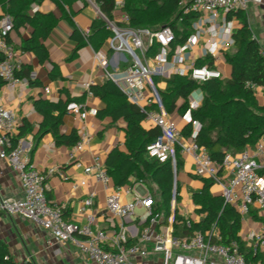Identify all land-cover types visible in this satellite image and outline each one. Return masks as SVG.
I'll return each instance as SVG.
<instances>
[{
	"label": "built area",
	"instance_id": "obj_1",
	"mask_svg": "<svg viewBox=\"0 0 264 264\" xmlns=\"http://www.w3.org/2000/svg\"><path fill=\"white\" fill-rule=\"evenodd\" d=\"M87 1L112 31L108 39L112 58L106 50H97V66L105 70L106 79L112 80L131 102L146 113L147 121L160 128V135L147 146L146 157L160 162L171 159L173 170L177 171L179 145L181 154L192 157L195 175L218 183L224 201L236 207L243 217L250 213L253 205H257L263 217L261 226L248 233L245 244L238 239L222 244L212 241L213 237L218 240L222 238L216 227L207 233L198 230L189 236H176V217L175 213H171L169 224L159 231L156 226L163 216L153 210L157 203L155 197L137 193L132 200L123 201V194L128 193L129 189L113 184L105 162L99 155L94 157L93 164L85 167L81 184L87 185L89 179H94L103 185L107 212L112 219H118L119 228L114 223L111 230L99 226L97 192L94 189L82 201L79 209L81 219L66 220L64 205L52 203L47 197L48 178L55 173L64 176V173L58 167L44 171L30 161L29 150L23 141L15 140L20 126L18 115L4 104L1 97L0 157L18 172L25 195L23 198H1L0 212L14 217L23 216L49 230L51 237L47 244L50 246L55 243L77 246L84 257V264H132L134 257L147 256L151 251L163 253L162 264H264V166L259 161L264 154V135L253 146H247L240 152L227 151L223 161L217 163L195 139L201 125L192 120L191 111L198 109L203 102L205 95L201 87L195 88L188 98L186 117L193 123L195 132L190 139H186L169 116L161 94L163 89L157 80L158 77L169 80L173 75L189 76L199 84L210 79H223L218 62L235 43L234 33L239 26L235 14L246 10L250 0H180L183 13H194L195 18L191 34L185 42L176 45V34L171 26L158 29L131 26L130 16L124 10V0H116L112 18L102 12L101 2ZM38 9L37 3L31 6L32 12ZM14 28L13 16L3 12L0 18V52L3 55L0 77L7 86L27 82L26 78L18 74L22 60L9 40ZM261 53L264 56L262 50ZM199 59H209L213 63L198 65ZM91 85L86 83L90 94ZM67 111L82 120L88 116V110L77 101H70ZM90 138L88 132H83L71 146L70 157L74 158L83 151ZM175 198L176 186L173 200ZM139 208L144 210L140 216L143 226H130ZM184 222L191 227V220L186 219ZM246 248L259 258L248 259L244 253ZM16 264H34V258L28 254Z\"/></svg>",
	"mask_w": 264,
	"mask_h": 264
},
{
	"label": "crops",
	"instance_id": "obj_2",
	"mask_svg": "<svg viewBox=\"0 0 264 264\" xmlns=\"http://www.w3.org/2000/svg\"><path fill=\"white\" fill-rule=\"evenodd\" d=\"M34 3L39 5L37 12L50 15L54 20L47 38L41 39L46 46L48 60L40 62L34 53L21 49L23 39L34 33L33 26L27 24L19 29L14 28L9 38L22 60L24 72H28V76L24 77L27 82L18 86L3 84L0 88V97L4 104L18 115L20 126L15 138L18 136L17 139H21L25 148L29 150L30 161L44 171L50 167H58L64 173V176L55 173L48 178V199L52 203L64 205L66 220H79L82 201L88 196L90 190L94 189L97 192L96 208L99 213V226L111 230L114 228L113 223L117 225L119 221L116 218L112 219L107 212L106 191L103 185L94 179H89L87 185L81 184L85 177L84 169L93 164L95 156H101L106 163L115 148L129 155L132 147L127 141L128 123L124 118L114 119L109 114L99 115V112L109 108L110 103L114 104L113 99L103 100L93 93L90 94L86 87V83L102 85L107 80L105 70L96 64L95 52L104 49L112 58V50L108 44L109 38L102 43L91 31L94 19L98 16L87 0H64L62 4L55 0L32 1L30 5V14L32 15L36 13L31 10ZM245 11L254 36L264 52V0H250ZM3 12L4 8L0 5V18ZM237 22L239 25L238 18ZM89 34L93 35V44L87 39ZM95 46L99 48H95ZM232 49L233 46L225 53ZM218 68L222 71L224 78L231 77L232 66L227 62L225 54L219 60ZM254 91L258 104L264 106L263 86H255ZM70 100L82 103L88 110L85 120L65 111V106ZM38 101L48 102L52 105L47 113L55 117L61 115L62 122L58 128L60 134L70 135L75 131L79 137L83 132H88L91 135L84 150L78 152L74 158L70 157L69 152L71 146L76 142L74 144H58L54 132H42L45 117L37 107ZM183 103L184 99L180 98L177 101V107L169 113L170 118L180 126V131L189 122L186 117L188 110L184 113L180 110ZM26 124L31 127V130L20 135V127L26 126ZM142 125L148 130L155 128L147 120H144ZM180 157L183 165L179 171H174V187L179 185V194L178 199L177 197L175 200L172 198L169 215L177 213L181 217L180 233L176 235L175 231V235L183 237L189 236L182 231V226L186 225L184 220L189 219L193 224L204 216L197 212V205L193 200V193L203 188L204 181L195 175V164L192 157L181 153ZM259 161L264 166V154L260 156ZM179 174L180 180L178 179ZM116 175L117 173L114 172V181H116ZM154 185L155 189L152 188ZM213 185L210 188L211 193L221 196L213 191ZM116 186H122L125 190L129 189L128 193L123 194L125 201L132 200L137 193L152 194L156 202L161 201V193L156 183L153 182V185H150L148 181L138 179L133 174L129 176L127 183ZM24 195L18 172L6 159L0 157V199L4 197L23 198ZM157 208L158 205L154 207V212L162 213L163 217L156 229L161 231L169 224V221L168 218L166 219L164 211ZM138 210L140 211L138 212ZM138 210L136 219L129 225L141 228L143 224L140 216L144 214V210L142 208ZM252 221L255 225H251ZM262 221L263 217L257 205H253L248 215L242 216V226L239 232L242 244H245V239L251 230L260 228ZM117 228H119L118 225ZM50 237L49 230L30 219L0 212V239L8 245L11 259L15 263L21 262L28 254H31L34 264H84V257L77 246L72 243L65 245L55 243L50 246L47 244ZM130 241H133L132 238ZM244 253L250 256L249 259L259 258L255 259L247 248L244 249ZM162 261L163 253L151 251L147 256L134 257L132 264H162Z\"/></svg>",
	"mask_w": 264,
	"mask_h": 264
},
{
	"label": "trees",
	"instance_id": "obj_3",
	"mask_svg": "<svg viewBox=\"0 0 264 264\" xmlns=\"http://www.w3.org/2000/svg\"><path fill=\"white\" fill-rule=\"evenodd\" d=\"M32 1L40 0H0V5L4 8V12L13 16L15 29L27 24L33 26L34 33L23 39L21 49L34 53L40 62H45L48 60V52L41 39L47 38L54 20L47 14L39 12L30 14ZM55 1L62 4L64 0ZM98 1L101 2L102 12L112 18L116 0ZM124 1V10L129 14L130 25L133 27L158 29L166 25L171 26L176 34L175 45L185 42L192 32L191 25L195 14H184L179 5L180 0ZM235 16L239 21V26L234 33L235 43L233 49L225 53L227 62L232 66L231 77L210 79L199 84L189 76L173 75L167 81L166 88L161 92L168 113L174 111L180 98L184 99V103L180 107L184 113L189 108V95L195 88L201 87L205 95L203 102L198 109L191 111L192 120L198 121L201 125L195 139L217 163L223 161L227 151L240 152L247 146H253L264 135V106L258 104L254 91L255 86H264V56L250 27L246 11L241 10ZM91 31L102 43L112 36V31L107 28L105 20L101 17L94 19ZM92 36L89 34L87 39L93 44ZM95 48L99 47L95 46ZM2 58L3 55L0 52V61ZM206 63L212 64L213 62L209 59L197 61L198 65ZM18 74L21 77L28 76V72H24L23 66ZM3 84L4 81L0 77V88ZM90 91L103 100L113 99L114 101V104L110 103L107 110L99 112L100 116L109 114L114 119L124 118L128 123L127 141L130 147L132 146L130 154H125L115 148L105 163L112 180L114 172L117 173L116 181L113 180L115 185H124L132 174L145 181H148V176L151 177L161 193V201L156 203L157 209L164 211L167 219L174 195L175 175L172 161L171 159L166 162L151 161L146 157L147 146L160 135V128L156 126L149 130L146 129L142 125V122L146 120V113L137 104L131 102L112 80L107 79L102 85L92 84ZM37 107L45 117L42 132H54L58 144H74L78 141L79 136L75 131L70 135L59 133L58 128L62 122L61 115L55 117L47 113V110L52 107L51 104L38 101ZM20 129V135H23L31 130V127L26 124ZM194 132L195 127L192 122H188L181 130L182 136L186 139H190ZM177 150V170L179 171L183 165L179 145ZM201 179L204 181V186L193 193V200L197 205V212L204 216L200 221L193 222L191 227L183 225L182 231L185 235H191L198 230L207 233L216 227L220 230L222 238L218 240L213 237V242L225 244L232 239L241 241L239 232L242 226V215L236 207L227 204L222 196L211 193L210 188L214 183L212 179ZM178 194L179 185L176 186L177 199ZM175 217L174 226L177 235L180 233L181 217L177 213ZM246 255L249 259L250 256ZM0 264H16L11 259L8 245L2 239H0Z\"/></svg>",
	"mask_w": 264,
	"mask_h": 264
},
{
	"label": "rangeland",
	"instance_id": "obj_4",
	"mask_svg": "<svg viewBox=\"0 0 264 264\" xmlns=\"http://www.w3.org/2000/svg\"><path fill=\"white\" fill-rule=\"evenodd\" d=\"M227 76V75H226ZM157 80H158V83H159V85H160V87L163 89V88H165L166 87V83H167V80L166 79H164V78H162V77H158L157 78ZM177 124V123H176ZM177 127L179 128L180 126L179 125H177ZM145 176V175H144ZM147 176V175H146ZM145 179V178H144ZM147 179H148V182H149V184L151 185H153V181L151 180V177H147ZM178 179L180 180V174L178 175ZM177 183H179L178 182V180H177ZM152 188L153 189H155V185L154 186H152ZM158 191V193H159V190H157ZM213 191L215 192V193H219V194H221V192H222V188H221V186L218 184V183H214V185H213ZM123 201H125V198L123 197ZM140 210H138V212H139ZM246 215H248V214H246ZM251 225H255V223L252 221L251 222Z\"/></svg>",
	"mask_w": 264,
	"mask_h": 264
}]
</instances>
